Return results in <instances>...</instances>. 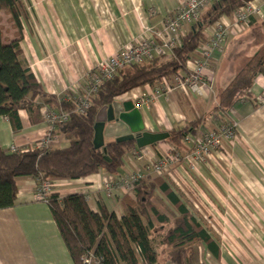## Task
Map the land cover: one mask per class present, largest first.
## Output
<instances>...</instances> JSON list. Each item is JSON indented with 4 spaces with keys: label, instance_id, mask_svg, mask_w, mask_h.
I'll return each mask as SVG.
<instances>
[{
    "label": "crops",
    "instance_id": "obj_1",
    "mask_svg": "<svg viewBox=\"0 0 264 264\" xmlns=\"http://www.w3.org/2000/svg\"><path fill=\"white\" fill-rule=\"evenodd\" d=\"M185 0H26L29 21L23 23L20 65L30 69L45 93L64 98L66 92L82 86L86 77L128 43L154 36L164 20L173 15ZM254 24L232 26L231 16L220 21L231 26L222 55L213 53L207 74L212 80L211 93L202 95L187 89L167 88L160 96L148 86L135 89L120 99L139 105L145 132L169 134L187 122L207 116L216 104L217 92L226 89L241 69L264 54V0L250 5ZM9 16L7 28L13 32ZM9 25V26H8ZM184 25L180 35L188 31ZM256 105L249 101L235 104L227 117H215L192 131L189 142L173 152L168 139L153 148L136 150L125 160V177L154 175L151 161L167 158L163 170L180 190L191 189L195 196L211 197L223 215L203 204L199 212L201 225L220 251L217 261L201 245L199 261L203 264H264V78L258 76L251 89ZM145 99L149 102L145 103ZM42 116L46 114L41 111ZM22 130L14 134L5 119L0 118V150L25 151L49 139L48 150L65 149L69 140L62 134H50L53 127L45 120L30 124L25 112L19 114ZM45 119V118H44ZM236 126L233 140L219 139L215 150L196 164L193 173L178 164V157L191 151L207 133L215 132L218 122ZM130 135L122 123H107L104 143ZM175 153V154H173ZM170 165H176L169 171ZM163 176V173L161 174ZM103 173L75 182H53L52 194L60 198L71 194L86 196L88 206L98 212L99 205L109 213L121 216L119 200L129 195L126 185L118 181L113 192L103 190L104 182H115ZM18 194L14 208L0 211V264H73L47 205L35 200L37 182L31 178L17 181ZM190 189V188H189ZM172 190V189H171ZM184 194V193H183ZM187 194L191 195L188 191ZM203 196V197H202ZM162 200L161 206L156 205ZM154 206L170 220L178 214L157 193ZM206 205L209 204L206 201ZM166 207V208H165ZM166 209L168 211H166ZM174 210V211H172ZM170 215V216H169ZM218 228V230H217ZM246 245V246H245ZM164 254L165 250H160ZM170 264V263H165Z\"/></svg>",
    "mask_w": 264,
    "mask_h": 264
},
{
    "label": "trees",
    "instance_id": "obj_2",
    "mask_svg": "<svg viewBox=\"0 0 264 264\" xmlns=\"http://www.w3.org/2000/svg\"><path fill=\"white\" fill-rule=\"evenodd\" d=\"M255 1H216L188 24V31L180 35V45L171 53L124 67L90 94L89 109L78 114L76 98L70 91L62 99L45 93L35 74L20 65L23 23L27 24L30 17L26 0H0V16H9L14 30L10 32L6 28L5 42L0 19V118L5 119L12 132L17 134L22 130L20 112L28 115L32 125L45 121L42 110L47 116L66 114L67 121L54 124L50 136L62 134L69 140L65 149L0 150V211L14 208L17 181L22 178L36 182H75L103 173L116 179L112 182V186H116L126 175L125 160L137 149L134 141L106 142L105 152L95 149L94 125L98 112L135 89L146 86L158 89L156 91L176 88L175 79L186 77L188 62L194 61L197 49L205 42L204 29ZM253 17H250L248 26L254 24ZM94 74L96 70L83 81L82 86L89 87ZM258 76L264 78V54L257 62L251 61L241 69L226 89L217 92L216 104L207 116L169 132L168 143L173 152L179 151L192 131L212 118L227 117L235 104L249 101L256 105L251 89ZM218 123L220 127L226 122ZM157 193L168 201L178 214L177 218L170 220L154 206ZM45 205L73 264H86L87 261L89 264H203L197 252L201 245L219 261L220 251L208 230L161 175L134 177L131 194L119 200L121 216L109 213L101 205L98 212H93L82 194L62 198L51 194ZM162 249L164 254L160 252Z\"/></svg>",
    "mask_w": 264,
    "mask_h": 264
},
{
    "label": "built area",
    "instance_id": "obj_3",
    "mask_svg": "<svg viewBox=\"0 0 264 264\" xmlns=\"http://www.w3.org/2000/svg\"><path fill=\"white\" fill-rule=\"evenodd\" d=\"M216 1L218 0H185L173 15L164 20L160 32L156 33L154 36L141 37L133 44L128 43L116 55L98 65L96 69H93L96 70V74L92 76V84L89 87L78 86L70 90L76 98V113L84 114L89 109L88 99L90 94L95 93L97 87H99L103 81L110 80L124 67L140 64L144 60H152L157 56L171 53L173 49L180 45V32L182 27L195 21L205 9L213 5ZM254 14L255 12L250 5L237 10L231 15L232 26L247 25L250 17ZM230 33L231 26H226L221 21L204 29L203 39L205 42L201 43L197 49V56L194 58V61L188 62L186 77L175 79L176 88L187 89L198 95H202L203 92L211 93L213 82L207 74L211 56L213 53H223ZM92 72H90V74ZM162 92L163 91H156L154 94L160 96ZM144 102L148 103L149 101L145 99ZM44 118L50 127H53L56 123L66 122L68 116L66 114L50 116L45 114ZM235 137L236 126L234 124L225 123L221 125L215 132L205 134L200 142L194 144L192 152L186 159L180 161L181 166L186 171L193 173L194 170L192 165L194 166L202 162L203 159L201 158L206 157L210 150L218 146L219 139L233 140ZM48 142L49 139L44 140L39 147L49 151L47 149ZM185 142L188 143L189 139L187 138ZM153 160L155 161L152 164V169L157 175H161L166 166L167 159L160 158ZM133 181L134 178L128 177L120 179V182L126 185V189L129 192L133 190ZM102 186L105 192L109 194L113 192L111 183L104 182ZM52 187L53 185L49 181L37 182L35 200L38 203L46 204L47 197L52 194ZM86 264H89V261H87Z\"/></svg>",
    "mask_w": 264,
    "mask_h": 264
},
{
    "label": "water",
    "instance_id": "obj_4",
    "mask_svg": "<svg viewBox=\"0 0 264 264\" xmlns=\"http://www.w3.org/2000/svg\"><path fill=\"white\" fill-rule=\"evenodd\" d=\"M107 123H122L130 135L116 140V143L134 141L136 149L142 150L163 142L169 134H150L145 132L143 117L138 105L134 101L116 99L109 106L102 108L95 119L93 145L95 149L104 148L103 130Z\"/></svg>",
    "mask_w": 264,
    "mask_h": 264
},
{
    "label": "rangeland",
    "instance_id": "obj_5",
    "mask_svg": "<svg viewBox=\"0 0 264 264\" xmlns=\"http://www.w3.org/2000/svg\"><path fill=\"white\" fill-rule=\"evenodd\" d=\"M5 15L4 14H2L1 16H0V19H1V22H2V28H3V35H4V40H6V34H7V23H6V16L4 17ZM4 24V25H3ZM9 26V25H8ZM5 42H7V40L5 41ZM117 54V53H116ZM115 54V55H116ZM114 56V55H113ZM216 149V148H215ZM215 149H212V150H210L209 152H211V151H213V150H215ZM193 150V149H192ZM192 150L191 151H189V152H187V154L186 155H184L183 157L182 156H179L178 157V159H179V161L177 162L178 164H181V162L180 161H182V160H184V159H186V157L192 152ZM205 157H202L201 159H204ZM164 159L166 160L167 158H165L164 157ZM168 161H170L169 159H167ZM155 160H153V161H151V164H153V162H154ZM173 167H176V165H170V168H169V171L170 170H172V168ZM192 168H193V170H195L196 169V164L193 166L192 165ZM153 170V169H152ZM153 173L155 174V175H157L155 172H154V170H153ZM163 173V176L162 177H164V179L166 180V182H167V184L170 186V188L172 189V191L179 197V199L184 203V205L188 208V210L197 218V219H199L201 222H203L202 221V219H201V214H200V212H199V209L200 210H202L201 209V205L200 204H203L205 207H207L209 210L210 209H212V210H214V211H217V213H219L220 215H223V212H222V208L219 210L216 206H215V204L213 203V201H212V199H211V197H209V196H202L203 197V200H202V198L200 197V196H195V194L191 191V189H193V190H195V189H200V186H198V185H196L195 187L196 188H194V186H190V184H189V186L186 184V186L185 185H183L182 184V186L186 189V191H188L191 195H189V194H187V196L186 195H184V194H186V191L185 190H180V188L179 187H177V186H175L174 184H173V182H172V179L169 177V174H170V172H166V171H164V172H162ZM53 185V184H52ZM190 188V189H189ZM52 190H53V187L51 188ZM184 193V194H183ZM206 201H207V203L209 204V206H207L206 205ZM161 204H162V200H159V198H158V200H157V202H156V205H158V206H161ZM162 207V206H161ZM166 208V207H165ZM166 211H168L167 209H166ZM172 211H174V210H172ZM203 211V210H202ZM170 216V215H169ZM217 230H218V228H217ZM246 246V245H245Z\"/></svg>",
    "mask_w": 264,
    "mask_h": 264
}]
</instances>
